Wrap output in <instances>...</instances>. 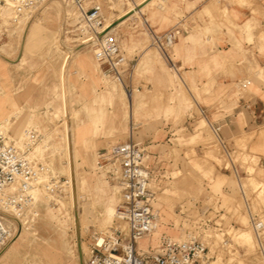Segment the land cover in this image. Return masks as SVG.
Listing matches in <instances>:
<instances>
[{"label":"rangeland","instance_id":"obj_1","mask_svg":"<svg viewBox=\"0 0 264 264\" xmlns=\"http://www.w3.org/2000/svg\"><path fill=\"white\" fill-rule=\"evenodd\" d=\"M96 1L106 26L115 17L119 0ZM205 12L208 27L216 19ZM222 15L229 22L225 9ZM138 19L130 31L120 34L126 62L121 86L112 73L98 66L94 47L80 42L84 23L72 3L51 0L31 16L13 18L10 11L0 15V127L16 141L31 131L30 156L49 170L41 180L48 175L60 179L53 196L44 187L34 190L33 204L21 215L10 210L0 213L13 231V238L0 248V264H85L96 233L107 231L114 222L122 190L112 166L110 176L97 167L98 150L129 135L144 146L155 145L151 178L156 181L149 183L160 228L155 243L164 231L176 240L195 236L208 241L212 264H264L240 188L253 212L264 218V66L245 78L251 82L245 88L215 86V71L210 68L203 75L204 83L198 79L192 85L183 71L178 74L160 55L147 23ZM113 27L112 23L108 33ZM135 45L145 47V60L135 52ZM68 53L65 114L60 66ZM123 88L133 92L132 98ZM228 92L240 99L230 112L235 115L231 122L207 117L201 107L217 103L231 107L222 100ZM242 97L250 100V108L242 107ZM211 123L221 126L227 151ZM65 125L70 129L67 134ZM146 137L152 140L147 142ZM68 143L72 157L66 152ZM69 161H73L74 184ZM207 207L211 210L204 215ZM3 208L1 204L0 212ZM219 209L222 214L216 213ZM205 219L211 222L200 227ZM237 230L252 234L253 248L235 239Z\"/></svg>","mask_w":264,"mask_h":264},{"label":"built area","instance_id":"obj_2","mask_svg":"<svg viewBox=\"0 0 264 264\" xmlns=\"http://www.w3.org/2000/svg\"><path fill=\"white\" fill-rule=\"evenodd\" d=\"M51 0H0V13L9 8L13 18L31 16L41 10ZM72 3L84 23L80 29V42L99 38L94 44L96 57L105 63L110 71L119 76L118 67L122 63L120 48L110 33H103L105 20L99 4L85 8L87 0H61ZM181 35L179 27H173L162 35L150 32L152 45L169 59V50ZM34 136L27 131L22 140L11 138L0 127V203L5 209L21 215L33 204L32 192L44 187L51 196L57 193L58 181L48 175V167L35 163L30 156ZM148 152L140 143L128 140L102 149L96 165L109 176L110 167L119 173L122 183L121 198L115 208L114 222L105 232L96 233L90 245V255L86 264H212L209 243L195 236L185 240L165 239L159 250L146 255L136 251L138 240L149 235L155 228L156 214L152 207L153 195L149 191ZM211 210L207 207L203 214ZM219 213V210L216 211ZM218 216V215H217ZM211 222L205 219L200 227ZM215 224V222H213ZM250 224L255 232L258 245L264 246V218L252 216ZM218 226V225H216ZM13 238L12 229L0 217V248ZM221 245H226L222 240Z\"/></svg>","mask_w":264,"mask_h":264},{"label":"crops","instance_id":"obj_3","mask_svg":"<svg viewBox=\"0 0 264 264\" xmlns=\"http://www.w3.org/2000/svg\"><path fill=\"white\" fill-rule=\"evenodd\" d=\"M129 3H131V7H129ZM94 4H98L96 0H87L85 2V8H90ZM117 4L118 7L113 11L115 17L111 23H118L114 25L110 34L116 40L118 46L120 34L124 33L125 35L126 32L130 31V25L137 24L139 17L147 23L149 33L153 32L157 35H162L173 27H179L181 29L182 36L178 37L177 41L174 43V47L169 50V59L164 57L163 54L155 46L154 47L165 61L171 64L173 69H177L178 74L179 71H183L190 79V84L192 85L197 84L198 79L204 83L207 77L203 75L206 69L210 68L215 71L213 78L215 86H219L220 88L234 86L235 88L239 85L245 88L251 83L245 78L253 75L259 67L264 66V0H249L247 3L228 0H119ZM133 7L138 9L135 13L131 11ZM223 9L227 12L229 22L225 21L223 18ZM206 10L211 13V16H215L216 19V21L211 23L208 27H205V24L209 23L210 20L205 12ZM102 15L105 20L103 12ZM184 26H187V29H184ZM117 35L119 37H117ZM89 46L94 47L92 50L98 66L102 67L105 72L109 74L112 73V77L118 82H123L126 62L122 56L121 50L120 56L122 57V63L118 67L119 76L117 77L108 69L105 63L96 57L97 47L95 45ZM135 52L140 53L142 55V60H145L147 51L144 46L137 45L135 47ZM70 58L71 55L69 54L63 71L65 113L66 109L68 110V105L65 94L64 75L66 65ZM229 96L230 92L225 95L223 94L222 100H225L228 106H231L230 108H222L218 106L217 103L215 106L209 105L201 107L202 111L206 113L207 117L215 116L220 123L224 121L223 119H225L226 123L231 122V118L235 117V115H231L230 112L232 110L234 111V109L239 106L240 99L236 100L234 96ZM242 107L250 108V100L244 97ZM211 129L222 147L227 151L226 144L221 137V126L211 123ZM129 138L137 142L132 135H129L128 139ZM149 140L152 139L150 137L145 138V141L148 142ZM138 143L145 147L149 155L147 161L149 172L148 188L153 195V201L154 192L149 186V183L152 181L154 184L156 181L155 178H151V176L155 175V170L153 168L155 167L154 158L156 157L155 154H153L156 152L155 145L148 144L144 146L141 142ZM87 148L88 146L84 149L88 151ZM102 149L98 150V155ZM240 188L245 202L248 224L251 227L250 219L257 214L253 212L241 185ZM153 210L157 216V210L154 207ZM219 213L222 214L223 210L219 209ZM218 229L221 230V228ZM253 233L257 241L255 232L253 231ZM156 237L157 235L149 234L138 240L136 243L137 253L146 255L153 251H157L160 249L165 239H173L170 238L169 233L166 231L162 233L157 243H155ZM258 251L264 259V248L262 250L258 245Z\"/></svg>","mask_w":264,"mask_h":264},{"label":"bare ground","instance_id":"obj_4","mask_svg":"<svg viewBox=\"0 0 264 264\" xmlns=\"http://www.w3.org/2000/svg\"><path fill=\"white\" fill-rule=\"evenodd\" d=\"M147 3V2H146ZM140 7V6H139ZM138 10V9H137ZM137 10H135V11H137ZM5 11H10L11 12V10L9 9V8H5V9H3L2 11H1V13H0V15L2 14V13H5ZM132 11V10H131ZM134 12V11H133ZM131 15V14H130ZM112 27V23L111 22H107V24H106V26H105V29L103 30L104 32L103 33H108V31H109V29ZM99 38H95L94 39V41H92V40H84L83 41V43H85V47H88L89 45H94L96 42H97V40H98ZM84 46V45H83ZM83 49V48H82ZM78 52H76L75 54H77ZM68 57H69V53L68 54H66L64 57H63V60H62V63H61V66H60V84H61V88H62V90H63V71H64V66H65V64H66V62H67V60H68ZM74 58V57H73ZM174 70H176L175 68H174ZM122 86H123V84L121 83V82H119ZM125 90V89H124ZM125 92H126V95H127V97L128 98H131V96H132V92H128V91H126L125 90ZM63 98V107H62V111L65 113V106H64V91H63V96H62ZM66 114V113H65ZM70 116V115H69ZM67 125H68V123H66ZM67 125H65L66 126V134H67V132H68V126ZM70 130V129H69ZM70 133V132H69ZM66 136V135H65ZM70 137V136H69ZM66 139L68 140V139H70V138H67V136H66ZM70 141V140H69ZM69 144V143H68ZM66 152H67V155L70 157L71 156V152H72V147H71V145L69 144V145H67V149H66ZM73 155V154H72ZM72 157V156H71ZM68 160H69V158H67ZM72 162L73 161H69L68 162V164H67V170H68V173H69V179H70V183L72 182H74V180H73V165H72ZM74 184V183H73ZM73 184H70L71 186L73 185ZM73 187V186H72ZM71 190H72V188H71ZM73 191V190H72ZM74 191H75V187H74ZM76 192V191H75ZM71 194H72V199H73V201H74V194L72 193V192H70ZM71 199V200H72ZM75 203V202H74ZM1 205V204H0ZM77 206V205H76ZM4 207V206H3ZM4 210H2L0 213H2L3 215H5L4 213L5 212H3V211H6L7 209H5V207L3 208ZM2 218H4L3 216H1ZM158 225H159V219H158V217L156 218V224H155V228H154V230L150 233V234H154L155 235V233L160 229V228H158ZM235 233V232H234ZM235 235V239L236 240H239L238 242H240L241 244H243V246L245 245V246H247V248H253L254 247V240H253V236H252V234L250 233V232H248V231H242V230H237L236 231V233L234 234ZM86 264V263H85Z\"/></svg>","mask_w":264,"mask_h":264},{"label":"water","instance_id":"obj_5","mask_svg":"<svg viewBox=\"0 0 264 264\" xmlns=\"http://www.w3.org/2000/svg\"><path fill=\"white\" fill-rule=\"evenodd\" d=\"M117 23H118V22H116V23H113V25H116ZM81 264H84V263H82V262H81Z\"/></svg>","mask_w":264,"mask_h":264}]
</instances>
